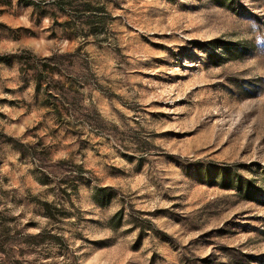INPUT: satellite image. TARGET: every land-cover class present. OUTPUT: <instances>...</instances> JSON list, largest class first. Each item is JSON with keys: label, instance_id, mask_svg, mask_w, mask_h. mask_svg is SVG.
Masks as SVG:
<instances>
[{"label": "rangeland", "instance_id": "374dc122", "mask_svg": "<svg viewBox=\"0 0 264 264\" xmlns=\"http://www.w3.org/2000/svg\"><path fill=\"white\" fill-rule=\"evenodd\" d=\"M0 264H264V0H0Z\"/></svg>", "mask_w": 264, "mask_h": 264}, {"label": "trees", "instance_id": "16d2710c", "mask_svg": "<svg viewBox=\"0 0 264 264\" xmlns=\"http://www.w3.org/2000/svg\"><path fill=\"white\" fill-rule=\"evenodd\" d=\"M224 48L226 50V53H228V55L239 52L237 47H235V46L230 47V46L225 45ZM238 57H240V56H237V58ZM210 60L212 61L213 64L220 65L221 63H223L225 61V57H221V56H219V54H217L215 52V53L210 55ZM39 73L40 74L37 75L36 83H37V88L39 90H42L43 89V83H44L43 73H46V72L39 71ZM235 183H237V184H235ZM221 185H223V187L225 189L236 188V189L240 190L245 195V197L248 199H251V197H252V192H251V188H250L249 184H243L242 182H240V180H237L236 182H232L231 180L225 178L221 182Z\"/></svg>", "mask_w": 264, "mask_h": 264}]
</instances>
